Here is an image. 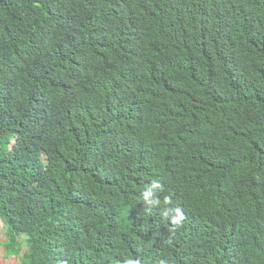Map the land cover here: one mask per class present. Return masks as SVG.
<instances>
[{"label": "trees", "instance_id": "obj_1", "mask_svg": "<svg viewBox=\"0 0 264 264\" xmlns=\"http://www.w3.org/2000/svg\"><path fill=\"white\" fill-rule=\"evenodd\" d=\"M0 219L15 264H264V0H0Z\"/></svg>", "mask_w": 264, "mask_h": 264}, {"label": "clouds", "instance_id": "obj_2", "mask_svg": "<svg viewBox=\"0 0 264 264\" xmlns=\"http://www.w3.org/2000/svg\"><path fill=\"white\" fill-rule=\"evenodd\" d=\"M156 189H160L161 191H163V189L161 188L160 181L158 179H153L151 181V186L150 187L145 186L144 190L141 192L140 198L142 199V201L146 204H160L161 201L157 200L154 195V190ZM163 203L165 205L170 204L171 203L170 197L165 196ZM164 215L165 216L169 215L167 208L164 210ZM175 219L176 220L182 219V216L179 211L176 212ZM122 264H141V261L137 258H127L122 262Z\"/></svg>", "mask_w": 264, "mask_h": 264}, {"label": "rangeland", "instance_id": "obj_3", "mask_svg": "<svg viewBox=\"0 0 264 264\" xmlns=\"http://www.w3.org/2000/svg\"><path fill=\"white\" fill-rule=\"evenodd\" d=\"M20 238L22 239V254L26 250L25 236L22 235ZM6 241H8L7 229L3 221L0 219V264H15L18 262L19 257L14 254L5 255L4 243Z\"/></svg>", "mask_w": 264, "mask_h": 264}]
</instances>
